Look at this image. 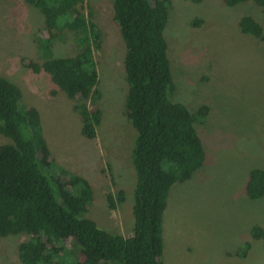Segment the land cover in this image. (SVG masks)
Instances as JSON below:
<instances>
[{"label":"rangeland","instance_id":"374dc122","mask_svg":"<svg viewBox=\"0 0 264 264\" xmlns=\"http://www.w3.org/2000/svg\"><path fill=\"white\" fill-rule=\"evenodd\" d=\"M165 30L176 90L172 100L191 112L208 106L196 125L206 152L203 167L185 183H176L164 214L163 264H264L254 226L264 228V197L246 193L250 172L264 171V41L243 34L242 17L264 28V8L253 2L228 7L223 0H170ZM82 12L102 34L92 51L97 65L103 119L97 138L82 135L72 100L45 72L37 41L46 38L44 17L24 0H0V76L18 85L23 103L41 110L44 136L56 163L87 179L93 200L86 216L113 234L130 237L134 227L136 171L132 162L135 130L126 115V46L115 22L112 0H85ZM75 32L54 41L56 57L78 53ZM13 141L0 134V146ZM124 191L125 202L112 210L108 194ZM30 236L0 238V264H21L18 247ZM250 242L246 258L237 250ZM71 247V241L67 243ZM83 259V257H82Z\"/></svg>","mask_w":264,"mask_h":264},{"label":"trees","instance_id":"16d2710c","mask_svg":"<svg viewBox=\"0 0 264 264\" xmlns=\"http://www.w3.org/2000/svg\"><path fill=\"white\" fill-rule=\"evenodd\" d=\"M24 1L43 15L47 33L37 41L43 63L25 60V66L49 74L70 99L79 100L74 110L81 117L82 135L95 140L103 119L92 51L102 42L99 27L82 12L85 0ZM112 2L126 46V115L136 133L133 234H113L86 216L93 200L90 182L56 163L40 112L23 103L18 85L0 76V134L13 141L0 146V238L30 236L18 247L21 264H163V224L170 191L176 183L191 180L205 163L196 125L204 123L209 107L193 113L172 100L176 86L165 39L171 1ZM223 2L228 7L253 2L264 8V0ZM239 29L264 41L263 26L250 15L241 18ZM65 31L75 32L78 53L56 57L54 41ZM246 193L251 200L264 197L263 170L250 172ZM107 202L110 209H117L125 202L124 191L108 194ZM251 237L261 240L264 249L263 227L254 226ZM251 248L246 242L236 255L246 258Z\"/></svg>","mask_w":264,"mask_h":264},{"label":"crops","instance_id":"0c3cea01","mask_svg":"<svg viewBox=\"0 0 264 264\" xmlns=\"http://www.w3.org/2000/svg\"><path fill=\"white\" fill-rule=\"evenodd\" d=\"M39 109H40V108H39ZM39 109H38V111L41 113V110H39Z\"/></svg>","mask_w":264,"mask_h":264}]
</instances>
